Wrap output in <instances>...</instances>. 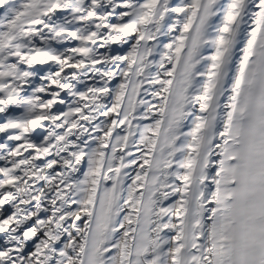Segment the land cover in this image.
<instances>
[{"label": "snow or ice", "instance_id": "1", "mask_svg": "<svg viewBox=\"0 0 264 264\" xmlns=\"http://www.w3.org/2000/svg\"><path fill=\"white\" fill-rule=\"evenodd\" d=\"M0 264H264V0H0Z\"/></svg>", "mask_w": 264, "mask_h": 264}]
</instances>
